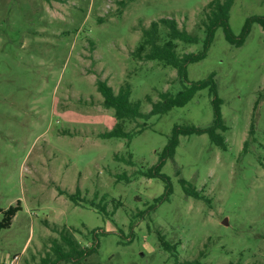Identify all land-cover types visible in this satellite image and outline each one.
I'll list each match as a JSON object with an SVG mask.
<instances>
[{
	"label": "rangeland",
	"instance_id": "rangeland-1",
	"mask_svg": "<svg viewBox=\"0 0 264 264\" xmlns=\"http://www.w3.org/2000/svg\"><path fill=\"white\" fill-rule=\"evenodd\" d=\"M209 1L0 0V207L19 199L22 204L0 232V264H14L16 255V264H38L48 254L54 259L52 239L60 240L62 229L82 245L97 243L89 258L97 264H179L201 252L211 264H264L260 23L252 24L241 45L218 28L207 56L188 65L189 81L215 73L228 149L207 133L180 135L175 156L162 168L173 186L169 199L154 205L166 182L139 170L158 163L175 125L212 123L214 94L208 87L184 106L139 118L146 126L130 139L100 135L117 119L113 108L103 106L98 79L116 93L128 81L131 100L141 101L149 114L148 96L156 101L160 92L176 93L184 84L173 66L133 57L142 30L153 20L175 17L203 39L200 21ZM252 15H264V0L234 1V34ZM200 48L180 42L178 50ZM138 122H127V130L139 128ZM130 154L134 164L124 160ZM124 172L130 181L119 179ZM183 178L201 197L186 193ZM77 189L78 203L67 195ZM104 193L108 214L91 205ZM159 234L177 246L178 261Z\"/></svg>",
	"mask_w": 264,
	"mask_h": 264
},
{
	"label": "trees",
	"instance_id": "trees-1",
	"mask_svg": "<svg viewBox=\"0 0 264 264\" xmlns=\"http://www.w3.org/2000/svg\"><path fill=\"white\" fill-rule=\"evenodd\" d=\"M235 0H210L203 12L204 16L200 21V27L205 33V37L202 39L198 32H191L186 27H181L178 20L175 17H161L157 20H153L148 27L142 30V35L138 41L137 46L132 51V55L138 60H157L165 65H171L177 69L178 77L183 82V87L176 93L170 91H163L159 94V99L154 101L151 96H148V100L152 103V109L149 114H145L141 110V101L131 100V85L128 81L121 84L119 91L116 93L107 84L106 81L98 79L99 89L102 92L103 106L106 108H113L117 122L115 126L102 132L100 135L104 137H128L132 138L134 133L142 131L146 123L140 124L139 118L149 117L153 114H165L172 108L177 106H184L187 104L198 91L204 88H209L214 94L213 106L214 115L213 121L208 126H197L194 124H188L184 126L175 125L172 134L169 137L168 143L165 145L159 155V161L157 164L151 166L147 170H139V173L146 175L147 177H160L165 182L164 192L155 198L154 205L158 202L169 199L173 192V186L170 180V176L162 172V168L166 163V160L170 157H174L176 149L180 142V135L190 134H203L207 133L210 140L222 149H228V142L226 140L225 132L228 130L222 110V99L218 96V87L215 79V73H211L207 78L189 81L188 78V65L190 63L198 62L204 59L215 39L216 31L222 27L225 37L231 43L241 45L248 34L251 31L252 24L258 22L264 29V15H252L247 17L240 35L234 34L230 25V11ZM180 42L185 44L201 43V48L197 51L183 52L181 53L178 48ZM134 121L140 124L139 128L127 130V122ZM143 125V126H142ZM254 126L251 127V134H254ZM249 141L246 140L243 153L248 150ZM118 159H121L119 155H116ZM124 159V158H123ZM130 164H134L132 154L129 159H124ZM124 177L127 180L130 179V175L127 172L119 174V179ZM181 183L188 195H194L201 197L200 191L193 186L191 182L186 179H182ZM66 192L61 190V193ZM69 197L77 201L81 197V190L77 189L75 193H67ZM99 192H96V197ZM107 193L102 195L100 202L91 201L92 206H99V210L108 214L106 197ZM152 205V207L154 206ZM117 208V205H115ZM22 209L21 200L19 199L16 204L10 205L7 209L0 207V214L3 213V218L0 220V232L2 229L11 225L13 218L18 211ZM161 245L168 251L173 252V256L178 261L176 252L177 246L170 243L164 235L159 234ZM52 250L56 257L51 258L50 254L43 258L41 263L38 264H61L66 262L68 264H97L89 260L90 256L97 252V243L91 246L82 245L81 242L75 237V235L67 229H62L60 232V240L52 239ZM205 254L200 253V257L192 260H184L178 262L179 264H211V262L204 261ZM239 264V263H230Z\"/></svg>",
	"mask_w": 264,
	"mask_h": 264
},
{
	"label": "built area",
	"instance_id": "built-area-1",
	"mask_svg": "<svg viewBox=\"0 0 264 264\" xmlns=\"http://www.w3.org/2000/svg\"><path fill=\"white\" fill-rule=\"evenodd\" d=\"M18 260H19V256L16 255V256L13 258V261H12V262H13L14 264H16V262H17Z\"/></svg>",
	"mask_w": 264,
	"mask_h": 264
},
{
	"label": "water",
	"instance_id": "water-1",
	"mask_svg": "<svg viewBox=\"0 0 264 264\" xmlns=\"http://www.w3.org/2000/svg\"><path fill=\"white\" fill-rule=\"evenodd\" d=\"M223 223H224V224H227V223H228V220H227V219H225V220L223 221Z\"/></svg>",
	"mask_w": 264,
	"mask_h": 264
}]
</instances>
